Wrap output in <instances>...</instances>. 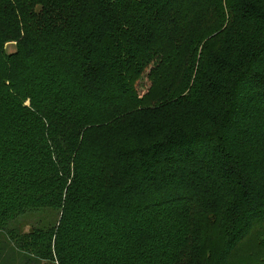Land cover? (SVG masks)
Wrapping results in <instances>:
<instances>
[{
    "label": "trees",
    "instance_id": "16d2710c",
    "mask_svg": "<svg viewBox=\"0 0 264 264\" xmlns=\"http://www.w3.org/2000/svg\"><path fill=\"white\" fill-rule=\"evenodd\" d=\"M0 242L264 264V0H0Z\"/></svg>",
    "mask_w": 264,
    "mask_h": 264
},
{
    "label": "rangeland",
    "instance_id": "374dc122",
    "mask_svg": "<svg viewBox=\"0 0 264 264\" xmlns=\"http://www.w3.org/2000/svg\"><path fill=\"white\" fill-rule=\"evenodd\" d=\"M15 50H16V42H11L6 47V51H8L9 53L15 52ZM34 221H35L34 217L31 220L27 221V228H26L27 231L31 228ZM1 245L2 244L0 242V264H28L26 260H24L25 263H23V259L19 255H12L10 254L11 252L5 255V251L7 250L5 246H1ZM29 264H57V263L54 261H47V262L42 261L39 263L34 262Z\"/></svg>",
    "mask_w": 264,
    "mask_h": 264
}]
</instances>
